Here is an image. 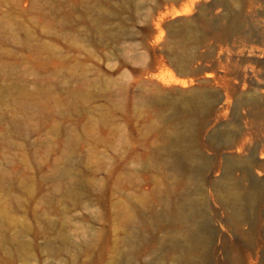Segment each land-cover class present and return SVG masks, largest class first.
<instances>
[{
	"label": "rangeland",
	"instance_id": "374dc122",
	"mask_svg": "<svg viewBox=\"0 0 264 264\" xmlns=\"http://www.w3.org/2000/svg\"><path fill=\"white\" fill-rule=\"evenodd\" d=\"M247 3L0 0V264H264V173L228 146L264 102Z\"/></svg>",
	"mask_w": 264,
	"mask_h": 264
},
{
	"label": "bare ground",
	"instance_id": "6f19581e",
	"mask_svg": "<svg viewBox=\"0 0 264 264\" xmlns=\"http://www.w3.org/2000/svg\"><path fill=\"white\" fill-rule=\"evenodd\" d=\"M246 13L244 18V23H246V25L243 24V26L245 25L244 28H246L244 34L248 43L245 49L249 57H257L262 60L264 59V0H248ZM248 68L250 69V67H247V69ZM251 73L255 79L257 90L264 93V61H261L259 67L256 68H253L252 65L250 73H248L249 77L246 71L244 78L248 77L247 79L251 80L249 79ZM232 108L230 117L242 121L244 123V128L240 132L238 141L228 146L229 148H236L238 154L246 153L248 155L249 158L245 162L248 175L254 172L257 176H261L264 173V102H258L256 100L255 102H251L247 108H244V105L242 106L241 104H236ZM258 154L262 155L259 160L256 159ZM226 176L228 183L232 184L233 180L229 176V173H227ZM239 192L240 190L238 189V193ZM246 193L247 192L244 191L243 194L246 195ZM229 208L231 210V215L234 217L232 223L236 229L248 224L252 231L255 230V225L250 220V205L247 202L243 201L239 204H230ZM198 218L199 215L195 212H191L186 217V220L194 226L185 239L186 245L182 246L184 252L188 253L185 255L188 261L192 260L191 254L193 253L190 251L196 252L202 250L206 248L209 243V234L211 232L209 226L205 221H201ZM242 263L243 260L240 256L235 260L228 257V264Z\"/></svg>",
	"mask_w": 264,
	"mask_h": 264
},
{
	"label": "water",
	"instance_id": "95a60500",
	"mask_svg": "<svg viewBox=\"0 0 264 264\" xmlns=\"http://www.w3.org/2000/svg\"><path fill=\"white\" fill-rule=\"evenodd\" d=\"M175 26H176V22H173V21L168 22V23L166 24V28H167L168 30H172Z\"/></svg>",
	"mask_w": 264,
	"mask_h": 264
}]
</instances>
